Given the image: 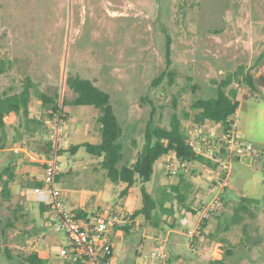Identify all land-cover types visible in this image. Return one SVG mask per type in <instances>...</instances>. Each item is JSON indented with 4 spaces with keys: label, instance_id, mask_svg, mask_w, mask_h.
<instances>
[{
    "label": "rangeland",
    "instance_id": "rangeland-1",
    "mask_svg": "<svg viewBox=\"0 0 264 264\" xmlns=\"http://www.w3.org/2000/svg\"><path fill=\"white\" fill-rule=\"evenodd\" d=\"M165 33L172 39L173 75L153 86L167 68ZM2 60L12 67L0 76V94L21 91L30 76L41 91L60 96L62 102L74 97L66 85L69 74L95 81L111 96L123 129V164L131 165L145 146L148 122L169 128L178 117L191 132L197 125L191 106L197 99L215 98L216 82L239 66L256 78L264 74V0H0ZM234 87L240 106L233 118L244 140L259 153L255 164L235 159L225 192L213 181L217 177L212 171L194 165L185 175L193 184L188 198L182 201L170 193L165 208L174 214L157 209L158 226L135 218L129 230L115 238L114 264H160L153 256L159 235L168 240L169 264H211L223 257L227 264H264V88L253 92L243 79ZM32 106L35 114L48 119V110L35 97ZM63 112L64 153L58 159L63 175L58 187L69 190L66 209L135 214L143 207L140 182L125 196L126 185L107 178L101 159L84 148L76 154L70 151L72 146L101 142L99 111L70 105ZM6 122L9 145L0 151V174L20 155L9 151L18 119L12 115ZM172 157L156 163L146 184L157 200L164 187L179 181L165 168ZM17 191L14 202L0 206V264H27L24 258L33 252L45 256L47 264H67L61 249L69 245L68 239L46 224L36 194ZM218 195L223 197L221 210L202 219L204 208ZM243 198L257 203L238 216ZM19 201L26 211L18 212L17 221ZM185 218L187 225L182 223ZM201 219L205 227L193 246L188 232L196 230ZM228 250L232 255H226Z\"/></svg>",
    "mask_w": 264,
    "mask_h": 264
},
{
    "label": "trees",
    "instance_id": "trees-1",
    "mask_svg": "<svg viewBox=\"0 0 264 264\" xmlns=\"http://www.w3.org/2000/svg\"><path fill=\"white\" fill-rule=\"evenodd\" d=\"M166 34V61L167 68L160 76L153 80V86L162 84L166 77H172V39L168 33ZM12 67V62L9 60L0 61V76L6 74ZM243 79L253 92L264 88V74L259 77H254L253 74L246 72L245 66L230 73L225 79L217 84V96L210 99H197L192 104V110L195 112V123L204 125L207 122L222 123L225 127H230L235 123L234 115L237 113L240 101L239 90L234 87L238 80ZM67 87L72 91L74 97L72 99H64L62 101V109L73 106H90L99 111L97 123L100 126L101 142L99 144L83 143L71 147V152L76 154L81 148L98 159H101V168L105 170L107 178L113 184H125L126 188L123 195H127L129 191L138 183L142 184L143 207L133 214V218L139 216L144 217L147 221L153 222L158 226L159 217L156 213L157 209H161L165 215H173V210H167L166 204L169 202L170 193H174L179 200L185 201L191 193L193 184L181 175L178 182L173 185L164 187L161 191L159 200L147 190L146 184L152 180L156 163L169 154H174L178 160L189 163H200L207 167L216 169L211 160L197 156L188 146L187 140L189 131L186 130L182 121L178 117H174L170 127H161L148 122L145 129V146L142 152L138 155L137 160L133 164H123L125 159L124 150L121 144L123 137V129L115 114L111 104V96L106 91L102 90L95 81L76 74H69L66 79ZM40 85L36 83L30 76H27L22 89L19 92H14L10 89L8 92L0 94V151H5L8 142V124L6 118L15 115L18 119L17 125L13 126L15 136L12 140V145L17 143L32 147L31 142L37 144L42 153L48 155L52 151L53 142L50 140L51 131L44 118L37 119L31 116V102L33 98H37L43 104V108L49 112L48 118H53V114L59 110L60 100L58 95H48L41 91ZM66 117H64L65 119ZM36 135L40 136V140H36ZM34 148V147H33ZM63 149L59 151V155L63 154ZM16 168L9 164L0 174V206L6 203L11 204L15 200L12 191V185L16 179ZM63 174L57 177V182H60ZM44 187L43 182L35 181L31 186ZM170 190V191H169ZM257 203L254 199L243 198L239 202L240 212H248L249 208ZM15 210V220H19L17 214L19 211H26L24 202L17 203ZM45 209L41 207V212ZM74 213L79 217L86 218L87 213L79 210H74ZM195 213V211H194ZM205 224L200 226L199 232L202 233ZM128 231V227L122 228ZM25 233V232H24ZM8 257L10 258V254ZM226 255H232L228 250ZM27 264H47V259L43 258L38 252H33L24 258ZM169 263H172L170 258ZM67 264H71L68 262ZM74 264H83L78 261ZM211 264H227L225 257L220 260H215Z\"/></svg>",
    "mask_w": 264,
    "mask_h": 264
},
{
    "label": "built area",
    "instance_id": "built-area-1",
    "mask_svg": "<svg viewBox=\"0 0 264 264\" xmlns=\"http://www.w3.org/2000/svg\"><path fill=\"white\" fill-rule=\"evenodd\" d=\"M64 117L61 102L53 118L47 119L51 131L50 140L53 142L52 151L39 158L44 170L39 181L44 183V187H35L32 192L36 194V201L40 207L45 209L46 224L68 239L69 245L61 249V255L68 262L71 264L78 261L83 264H114L115 237L118 232L123 231L122 228L134 224L133 214L128 210L109 213L96 212L84 218L79 217L73 210L66 209L65 194L58 187L57 182L60 174L58 159ZM187 144L197 156L211 160L217 168L213 169L197 162H183L172 155L171 161L165 167L168 175L180 179L181 175L191 174L194 165L202 166L212 171L217 177L213 181L219 183L221 192H225L229 187L232 163L236 158H249L254 162L259 158L254 145L244 140L236 124L230 127L213 122H207L204 125L197 124L189 132ZM15 151L18 152L17 149ZM222 200V195L216 196L213 202L204 208L202 219H207L220 211ZM202 219L197 224L196 230L188 232L193 246L200 233ZM182 223L187 225L188 220L185 218ZM155 240L157 251L153 256L160 261V264H169L170 257L166 253L168 240L162 235L157 236Z\"/></svg>",
    "mask_w": 264,
    "mask_h": 264
},
{
    "label": "crops",
    "instance_id": "crops-1",
    "mask_svg": "<svg viewBox=\"0 0 264 264\" xmlns=\"http://www.w3.org/2000/svg\"><path fill=\"white\" fill-rule=\"evenodd\" d=\"M42 107H43V104H42ZM31 116L34 118H37V119H41V117H39L37 114L34 113V108L32 106V102H31ZM44 119L47 122V117ZM35 139L40 140V136L36 135ZM11 147H12L11 150H9V149H7V150L15 151L17 149L18 150L17 153H20V155H18L11 163H9V164L14 165L16 168V172H15L16 173V179L12 185L13 194H14L15 199H16L18 194H15L14 189L15 190L18 189L17 192H19V193L27 192L29 194V197H30V192H32L33 188L29 187V186L34 184L35 181L41 182L39 180L43 176L44 170H43V165L39 162V158H40V156H43L45 154L42 153L43 151H41L38 146L36 148H33L31 146L28 147V146L22 145L21 143H17L15 145H12ZM172 155H174V154H172ZM60 174H62V173H60ZM58 184H59V182H58ZM68 192H69V190H67L66 192L64 191L65 197H66V194H68ZM19 195H21V194H19ZM80 199H82V197ZM65 206H66V201H65ZM38 207H39V210H41L40 205ZM74 210L83 211V212L87 213L88 215L94 214L92 212L90 213L84 209H81L80 207L79 208H73V211ZM122 232L123 231L118 232L116 237H118ZM115 248H116V246H115ZM40 255L43 258L47 259L42 254H40Z\"/></svg>",
    "mask_w": 264,
    "mask_h": 264
},
{
    "label": "water",
    "instance_id": "water-1",
    "mask_svg": "<svg viewBox=\"0 0 264 264\" xmlns=\"http://www.w3.org/2000/svg\"><path fill=\"white\" fill-rule=\"evenodd\" d=\"M237 160H241L242 162L246 163V164H249V165H253L255 164L254 161H251L249 158H236Z\"/></svg>",
    "mask_w": 264,
    "mask_h": 264
}]
</instances>
